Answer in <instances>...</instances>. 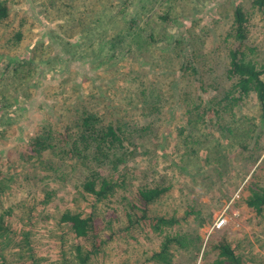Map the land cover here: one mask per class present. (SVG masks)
Returning <instances> with one entry per match:
<instances>
[{"label": "rangeland", "instance_id": "obj_1", "mask_svg": "<svg viewBox=\"0 0 264 264\" xmlns=\"http://www.w3.org/2000/svg\"><path fill=\"white\" fill-rule=\"evenodd\" d=\"M0 3L8 7L0 20V214L11 239L0 238V264H65L77 243L91 248L84 264H166L151 256L175 234L189 244L169 250L172 264H209L220 239L244 264H264V205L247 204L264 188V110L254 93L237 106L223 98L235 81L226 73L230 49L264 69L263 13L253 0ZM236 7L247 17L243 41L229 36ZM83 112L132 129L120 166L125 189L114 197L84 191L86 168L75 155L45 171L57 147L30 159L20 149L37 130L50 124L60 134ZM155 184L166 189L143 220L130 203ZM65 210L98 216L97 248L74 237L60 219Z\"/></svg>", "mask_w": 264, "mask_h": 264}, {"label": "trees", "instance_id": "obj_2", "mask_svg": "<svg viewBox=\"0 0 264 264\" xmlns=\"http://www.w3.org/2000/svg\"><path fill=\"white\" fill-rule=\"evenodd\" d=\"M259 11L263 13L262 20L264 21V0H253ZM8 15V7L5 4L0 3V20ZM247 29V17L243 13L240 7H236L233 11V29L229 36L243 41L245 38V31ZM21 33H18V36ZM114 49V45L109 51ZM252 52V50H249ZM114 52V51H113ZM188 66L191 65V61L186 60ZM264 69H259L254 59L248 57V52L238 48L230 49L228 52V63L226 73L229 78H234L235 81L230 87L224 90V99L234 105H239L249 93H254L257 98L260 108L264 110V81L261 78V74ZM143 93L147 92V95L154 92L152 89L149 91L143 90ZM150 106V104H148ZM149 107L148 110H151ZM115 121L104 123L100 116L94 113L83 112L79 117L72 119L70 122H66L63 125V132L56 134L53 131L51 125H48V130H38L35 132V136L31 135L27 143L21 145L23 153L27 158H32L34 155H38L42 150L57 147L54 155L58 156L57 159L50 158L45 159L47 161L42 162V169L45 171H57L61 165H57V161L64 156L75 160L73 155L79 159L76 162L82 167L84 166L86 175L83 178V189L92 195L95 200H102L108 197H114L119 191L125 189V181L121 175L120 166L125 163V160L130 155L127 154L128 144L127 136L132 134L127 127V122H124L123 118H116ZM120 122V123H119ZM1 134L3 132L1 131ZM3 140L6 137L3 135ZM131 143V142H130ZM132 144V143H131ZM59 145V146H57ZM62 145V146H61ZM67 146V147H65ZM131 150L128 151L130 153ZM73 154V155H70ZM40 156V155H39ZM41 162V161H39ZM99 162L106 163L107 167L112 173H106L101 170ZM97 163V164H95ZM37 165V164H36ZM29 170V169H28ZM59 171V170H58ZM1 172V167H0ZM30 172V171H28ZM59 176L60 173H57ZM115 174V175H114ZM27 177L28 174L26 175ZM27 182L30 178L26 179ZM1 186V185H0ZM144 186L138 189L135 194V199L130 203L131 212H135L143 220L146 218L147 208L149 203L157 199L161 193L166 189L162 185L155 184L152 187ZM42 195L45 190V186L42 188ZM45 195L49 196L46 192ZM247 204L253 207L257 211L264 205V188L261 191H255L247 200ZM9 212V209L3 211ZM98 216L89 213L87 216H83L81 213H72L69 210H65L60 219L64 222L69 229L73 232L74 237L82 238L88 242V239L92 242V247L97 248L100 244V239L96 235L101 227L95 224ZM156 223H165V219L162 217H154ZM170 223H176L174 219H169ZM10 232L9 226L5 222L3 215L0 214V238L4 236L8 241ZM23 232L22 237L25 240ZM99 239V241H98ZM189 244L188 238H183L175 234L171 237H167L165 241L160 244V250L154 253L151 257L154 259L162 260L166 264H172L171 256H167L173 247H186ZM218 253L216 257L209 264H244L240 256L235 252L234 248L224 240L220 239L216 245ZM90 249L84 248V244L77 243L69 247L70 260L64 261L65 264H84L90 258ZM2 251L0 250V258ZM170 259V260H169ZM2 264H5L2 261Z\"/></svg>", "mask_w": 264, "mask_h": 264}]
</instances>
